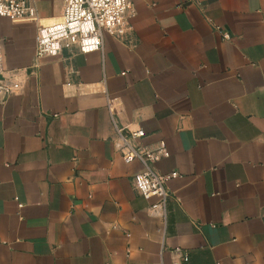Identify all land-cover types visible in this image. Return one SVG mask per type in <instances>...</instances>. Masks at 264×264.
<instances>
[{"label": "crops", "instance_id": "crops-1", "mask_svg": "<svg viewBox=\"0 0 264 264\" xmlns=\"http://www.w3.org/2000/svg\"><path fill=\"white\" fill-rule=\"evenodd\" d=\"M32 1L0 17V264H264V0H131L123 35L36 64L63 1ZM113 121L163 143L165 219Z\"/></svg>", "mask_w": 264, "mask_h": 264}, {"label": "built area", "instance_id": "built-area-1", "mask_svg": "<svg viewBox=\"0 0 264 264\" xmlns=\"http://www.w3.org/2000/svg\"><path fill=\"white\" fill-rule=\"evenodd\" d=\"M63 12L60 22L37 28L35 37V64L43 57H56L62 50L76 47L82 54H88L101 48L103 35L121 36L125 32V19L131 11V0H62ZM0 17L11 21L29 17L38 21V11L32 0H0ZM227 38V36H226ZM0 98L15 95L20 86L0 75ZM114 149L125 164L137 161L142 171L133 177V185L139 195L154 199L151 212L159 211L165 219V204L169 192L165 181L177 174L164 176L153 167L160 157H167V151L161 143L158 149L150 151L140 144L144 136L141 129L128 131L114 121ZM179 252V250H177ZM181 262L187 263V254L181 255ZM175 261L172 264H181Z\"/></svg>", "mask_w": 264, "mask_h": 264}, {"label": "water", "instance_id": "water-1", "mask_svg": "<svg viewBox=\"0 0 264 264\" xmlns=\"http://www.w3.org/2000/svg\"><path fill=\"white\" fill-rule=\"evenodd\" d=\"M0 79H1V77H0Z\"/></svg>", "mask_w": 264, "mask_h": 264}]
</instances>
